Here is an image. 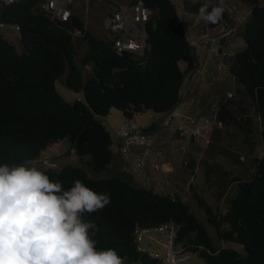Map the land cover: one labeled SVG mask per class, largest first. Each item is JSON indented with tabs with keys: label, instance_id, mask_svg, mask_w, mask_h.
Returning a JSON list of instances; mask_svg holds the SVG:
<instances>
[{
	"label": "trees",
	"instance_id": "16d2710c",
	"mask_svg": "<svg viewBox=\"0 0 264 264\" xmlns=\"http://www.w3.org/2000/svg\"><path fill=\"white\" fill-rule=\"evenodd\" d=\"M43 1L18 0L0 8V22L18 25L22 44L19 52L13 39L0 31V161L35 160L48 146L68 140L83 165L40 170L65 189L80 179L94 191L110 194L111 202L103 210L85 213L83 218L95 221L101 230L95 237L97 247L114 248L124 264H163L139 249L136 228L164 223L175 224L179 252L194 253L207 264H264V156L252 159L254 172L247 177L233 175L213 158L223 154L241 162L239 153L224 145L223 129H241L250 140L251 107L261 119L264 141V3L242 0L250 8L236 33L244 45L225 58L238 84V97L220 100L216 117L222 126L216 127L210 143L212 160L203 161L206 180L215 187L218 199L225 197V207L216 211L203 195L193 193L215 227L213 239L180 195L138 186L121 175L94 176L87 169L102 172L113 162L112 133L103 119L113 108L126 117L147 110L165 113L179 103L186 73L199 65L173 1L142 0L154 11L146 26L151 49L145 60L129 52L118 55L111 40L96 36L73 14L69 25L86 33L87 49L78 58L72 35L51 24L40 9ZM205 4L210 11L212 3L204 0L187 4V9L198 14ZM225 22L221 15L207 26L212 29ZM86 64L92 66L89 74L84 73ZM58 81L83 98L67 100L57 88ZM234 182L236 191L231 194Z\"/></svg>",
	"mask_w": 264,
	"mask_h": 264
},
{
	"label": "built area",
	"instance_id": "2783aa9c",
	"mask_svg": "<svg viewBox=\"0 0 264 264\" xmlns=\"http://www.w3.org/2000/svg\"><path fill=\"white\" fill-rule=\"evenodd\" d=\"M18 0H0V8ZM86 5L92 0H85ZM97 2H108L110 10V23L108 32L114 50L118 55L129 52L139 60H145L148 51L151 49L146 30L147 23L152 18L154 11L142 0H94ZM178 13L184 12L180 16L184 26H191L193 32L188 35L190 43L196 48L198 56L204 50L206 60L199 63L197 68L190 72V77L185 79L180 90V101L171 110L162 113L158 122L145 126L142 121L135 116L126 117L117 128H112V150L123 157V172L134 184L146 187L162 189L168 173L174 170L173 165L165 160V147L160 142L159 133L168 130L177 133L178 138L169 140L176 146L187 147L191 143L200 142L203 146H208L213 141V133L216 127H221L222 123L217 120L216 114L201 115L195 108V99L189 98V92L193 82L198 79L206 82L213 76V70L209 69V63L215 58L218 61L214 71H225L227 66L225 58L234 54L235 50L230 48L225 51V45H230L232 38L237 33V28L243 24L237 15V7L233 0H219L226 10L225 23L217 26V32H213L207 23L199 18L198 14H193L187 9L185 0H172ZM213 3L214 0H204ZM72 0H44L40 3V9L50 18L51 24L60 30L67 31L73 39L83 40L85 30L80 27H71L73 10ZM180 11V12H179ZM85 28H88L89 8L86 9ZM234 21L236 24L231 25ZM238 24V25H237ZM6 24L0 22V28ZM18 34L20 27L14 25ZM7 36H13L10 30L2 31ZM222 39L225 43L222 44ZM83 69H92L90 64L84 65ZM233 96L229 93L228 97ZM193 135L194 142L190 141ZM188 163V159H184ZM176 226L174 223H164L154 227L136 228L137 243L140 250L150 253L152 256L160 258L163 264H183L190 252L184 258L178 257V249L175 244Z\"/></svg>",
	"mask_w": 264,
	"mask_h": 264
},
{
	"label": "clouds",
	"instance_id": "9594fccd",
	"mask_svg": "<svg viewBox=\"0 0 264 264\" xmlns=\"http://www.w3.org/2000/svg\"><path fill=\"white\" fill-rule=\"evenodd\" d=\"M222 12L205 4L198 15L214 24ZM110 202L80 179L65 189L36 160L0 161V264H124L114 248L97 247L101 230L83 218Z\"/></svg>",
	"mask_w": 264,
	"mask_h": 264
},
{
	"label": "rangeland",
	"instance_id": "374dc122",
	"mask_svg": "<svg viewBox=\"0 0 264 264\" xmlns=\"http://www.w3.org/2000/svg\"><path fill=\"white\" fill-rule=\"evenodd\" d=\"M83 1H84V5L86 6V9L87 7L90 9V5L94 2V0H92L89 3V6H87L86 1L85 0ZM125 1H128V0H125ZM194 1L196 2L198 0H185V3L192 5ZM260 1L264 3V0H260ZM233 2L237 7V15L241 17L240 19L243 22L244 17L248 14V11L250 9L249 5L247 3H244L242 0H233ZM105 3L107 6V9L105 10V12L107 14L101 23V29L108 31V27L110 23L109 13L112 7L108 2H105ZM179 15L183 16L184 12L181 11ZM191 17H193V13H191ZM230 24L234 25L236 24V22L232 21ZM241 26L239 24L237 30ZM185 29L188 35L193 32L191 26H186ZM4 30H10L14 32L13 38L12 36H9V37H11L10 39L11 40L13 39V41L16 43V47L18 51L22 52L21 51L22 44H21V41L19 40L18 34L15 32L14 25L6 24L5 27L0 28V31H4ZM213 32H217V30ZM15 38H16V41L14 40ZM75 43L79 50L78 58H80V56L83 54L84 49H85L84 42L83 40H76ZM243 44H244L243 37L236 34L234 38H232L231 44L225 45L224 50L227 51L230 48L236 49ZM217 61H218L217 57L215 58V60L210 61V66H209L210 70L215 69V65ZM57 88L59 92L67 100L73 101L75 98H77V96L73 97L71 94L72 90L69 88H66V86H64L62 82L60 81L57 82ZM250 113L253 116L251 132H250V140L247 139L246 134L241 129H238L236 127H228V128L223 129V131L225 132V137H224L225 139L223 141L224 145H226V147H228L229 149L239 153L241 162H236L235 160L230 159L223 154H217L213 156V158L216 161H219L222 165H224V167L230 168V170H232L233 175H237L240 177H247V176L252 175L254 172L252 159L256 156H264V141L261 135V129H262L261 119L257 115V112L254 109V107L250 108ZM155 116H156L155 118L156 122H158L161 118V115L159 116V114H156ZM241 119L243 120V118ZM105 123H106V120H105ZM115 125L110 126V129L112 130V128H117L120 126V125L118 126L117 125L115 126ZM163 131L165 130H162L160 133H163ZM167 134L169 135V131H167ZM178 137L179 135L177 133H174V132L172 133V140ZM68 143H66L67 144L66 146H64L65 145L64 143L59 144V147H61L62 150H64L63 155L65 156V161L62 164L63 165H67V164L83 165L79 159V156L77 154L72 153L71 144L70 142ZM166 147L168 148L169 151H172L173 154L176 155L177 159H180L177 161L179 166H180L179 163H181L182 167L187 166L186 169H191L190 173L188 174V177L184 178V182L187 183L190 180L191 175H194L193 177L194 180H192V183L190 185L191 194L190 196L187 197L186 194L182 193L181 198L190 205L191 210L204 223L209 234L213 237V239H216V230H215L214 225H212L209 222L205 209L199 204L198 200L193 195L194 192H197L203 195L216 211L225 207V199L215 198L214 191H213L215 187L212 186L211 183L207 181L205 177V166H203V161H205V159L206 161L212 160V158H210L211 157L210 154L208 153L210 149V145L203 146L200 142H194V143H191L187 147H183V146H178V145L176 146V144L173 145L172 143H167ZM184 159L191 160V163H193V168L189 167L187 164L185 165L183 163ZM55 162L56 161L54 157H51V156L48 157L46 155L45 156L42 155V157L40 156L39 159L37 160L38 166L40 168L56 167L59 169L61 164L55 165ZM87 169L94 176L96 175L107 176L111 174L110 171L107 169L102 172H94L90 168H87ZM186 169L184 168V171H186ZM176 189L178 191H181L178 185ZM153 190H155L156 192H160L161 189L160 187H155L153 188ZM167 190L168 189L166 188L164 189V191H167ZM235 191H236V183L234 182L230 188V193L233 194ZM229 246L235 247L240 250L242 249V245L236 244V243H229ZM185 256H186V253H181L178 251L179 258H184ZM182 263L183 264H207L202 258L198 257L194 253H189L188 257Z\"/></svg>",
	"mask_w": 264,
	"mask_h": 264
},
{
	"label": "crops",
	"instance_id": "0c3cea01",
	"mask_svg": "<svg viewBox=\"0 0 264 264\" xmlns=\"http://www.w3.org/2000/svg\"><path fill=\"white\" fill-rule=\"evenodd\" d=\"M71 8H72L74 14L78 15L79 17H81L85 21L86 6L84 5L83 0H72ZM106 9H107V6H106L105 2L94 1L90 5L89 14H88V17H89L88 21L89 22H88L87 26H88V29L92 33H94L96 36H98L99 38L110 40L109 32L101 29V23L107 14L105 12ZM249 13H250V9L248 11V14L244 17L243 24H244L247 16L249 15ZM243 24H242V26H243ZM215 30H218V27L212 28V31H215ZM12 38H13V36H12ZM14 40L16 41V38ZM19 40H20V37H19ZM243 45H241L240 47H242ZM84 47H85V49H84V52H85L87 49V45L85 44V42H84ZM240 47H238V48H240ZM236 49H234V50H236ZM205 60H206V52L204 50H202L200 52V55H199V63L202 64L203 62H205ZM181 64H182L183 69H185V64L184 63H181ZM209 66H210V63H209ZM84 73H86V74L91 73V69H89V70L84 69ZM189 77H190V72H187L185 79H188ZM66 88H68V87H66ZM237 88H238V84H237L235 78L229 73L228 70L214 71V69H213V76L210 77L208 81L203 82V81L198 79L197 81L192 83L191 89L189 92V97H188L189 99L188 100H190V99L196 100L194 108L201 115H212V114H216L217 107H218L220 100L225 98V97H228L229 93H233L235 98L238 97V93L236 90ZM71 92H72L71 94L73 97L77 96L79 98H83V95L81 93H77L74 91H71ZM156 114H159V116L160 115L162 116V113H158V112H155L153 110H147L143 113L136 114L135 117L140 119L145 126H148V125L152 124L153 122H156V119H155ZM125 118H126V116L119 109L113 108L111 110V113L108 114L107 116H105L103 119H104V123L106 120L105 124L110 129V126H112V125H115V124L117 126L120 125L124 121ZM167 131L168 130H165V131H163V133H159V138H160L161 144L162 143L164 144L163 146L165 147V150H166L165 160H167L168 162H170L173 165L174 171H172L171 173H168L160 192L161 193H176L180 196H182V193H183V194H186L188 197L191 194L190 185L192 183V180H194V178H193L194 175H191V178L187 183L184 182V178L188 177V174L190 173L191 169H186L187 166L182 167L181 163H179L180 164V166H179L177 161L180 159H177L176 155H174L173 152L169 151L168 148L166 147V144L168 143V141L172 140V133L169 132V135H168ZM68 142H69L68 140H62V141L56 142V143L48 146L42 152L41 157H42V155H44V156L46 155L48 157L49 156L54 157V159L56 161L55 165L61 164L60 165V168H61L62 166H64L62 163L65 161V156L63 155L64 150H62V148L59 147V144L64 143L65 144L64 146H66L67 145L66 143H68ZM71 151L73 154H76L73 149H71ZM38 159L39 158H37L35 160L37 161ZM183 163H184V161H183ZM188 163H190V165H193V163H191V160H189V159H188ZM188 163H186V164H188ZM122 167H123V157L119 154L114 153L113 162L107 168V170H109L111 173V174H109V176L121 175V176L126 177V175L123 172ZM54 168H56V167H54ZM184 168L186 169V171H184ZM192 168H193V166H192ZM177 185L180 187L181 191H178L176 189ZM165 188L168 190L164 191ZM213 191L215 192V188L213 189ZM214 196H215V194H214ZM215 198L217 199L216 196H215ZM223 199H225V197H223Z\"/></svg>",
	"mask_w": 264,
	"mask_h": 264
},
{
	"label": "water",
	"instance_id": "95a60500",
	"mask_svg": "<svg viewBox=\"0 0 264 264\" xmlns=\"http://www.w3.org/2000/svg\"><path fill=\"white\" fill-rule=\"evenodd\" d=\"M212 5H213V6H214V5H218V6H220V7L223 9L222 17H223L224 19H226V10H225V8L222 7V4L219 2V0H214L213 3H212ZM221 43L224 44V43H225V39H222ZM190 141H191V142H194V137H193V135L190 137Z\"/></svg>",
	"mask_w": 264,
	"mask_h": 264
}]
</instances>
